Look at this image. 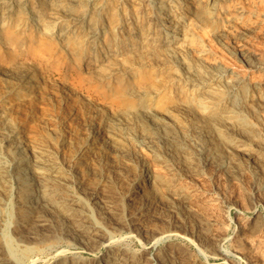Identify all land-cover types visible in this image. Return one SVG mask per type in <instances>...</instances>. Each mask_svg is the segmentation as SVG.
Returning <instances> with one entry per match:
<instances>
[{
    "label": "bare ground",
    "instance_id": "1",
    "mask_svg": "<svg viewBox=\"0 0 264 264\" xmlns=\"http://www.w3.org/2000/svg\"><path fill=\"white\" fill-rule=\"evenodd\" d=\"M53 1L70 12L78 9L67 26L73 32L82 28L96 0ZM138 1L146 2L152 13L154 8V16L148 15L153 27L157 14L162 24L170 18L166 0ZM209 4L200 21H214L218 0ZM94 16H99L98 9ZM103 35L96 22L86 36L93 42ZM243 56L249 69L264 73V64ZM178 81L195 88L197 106L184 104L193 118H174L168 109H153V95L128 93L127 87L126 93L138 100L133 110L86 126L82 140L62 161L50 149L25 144L16 129L0 133V264H34L40 254L54 255L52 264H193L173 248H143L135 254L115 243L121 231L140 233L145 223L165 217L172 224L153 236H169L183 225L199 246L208 243L215 256L264 263L263 245L253 233L241 231L227 253L216 220L192 223L206 193L211 197L207 203L228 208L225 183L238 197L244 187L253 208L264 202V92L255 94L245 81L221 68ZM89 184L92 189L86 191ZM202 184L209 189L199 190ZM254 226L257 236H263L262 221H254ZM64 243L84 248L92 244L91 250L104 251L99 260L86 262L61 250Z\"/></svg>",
    "mask_w": 264,
    "mask_h": 264
},
{
    "label": "rangeland",
    "instance_id": "2",
    "mask_svg": "<svg viewBox=\"0 0 264 264\" xmlns=\"http://www.w3.org/2000/svg\"><path fill=\"white\" fill-rule=\"evenodd\" d=\"M209 2L166 0L170 18L165 25L157 14V27H153L148 15L154 16V8L152 13L146 2L96 0L95 6L88 7L82 28L69 32L67 26L79 12L75 7L70 12L53 0H0V133L16 129L25 144L50 149L62 161L82 140L86 126L133 110L138 100L126 93L127 87L128 93L153 95V109H168L174 118H193L184 104H198L195 88L178 80L210 70L225 69L262 95L264 73L249 69L243 55L264 64V0H218L212 23L199 18ZM96 22L104 35L92 42L86 35ZM89 189L92 185L86 191ZM208 189L206 184L199 188ZM244 190L238 197L235 188L225 183L229 204L225 211L207 203L211 197L204 194L200 213L192 223L200 218L216 220L225 234L221 248L227 253L241 231L261 240L264 253V235L257 236L254 226L256 220L264 225V202L253 208ZM162 219L164 223L161 218L145 223L140 233L121 231L115 243L135 254L143 248L148 252L173 248L193 264H251L245 257L215 256L208 243L203 241L206 247H200L183 225L169 236H153L166 232L167 223L172 224L168 217ZM91 249L92 244L61 246L77 259L99 260L104 248ZM40 257L34 264L55 260L54 255Z\"/></svg>",
    "mask_w": 264,
    "mask_h": 264
}]
</instances>
